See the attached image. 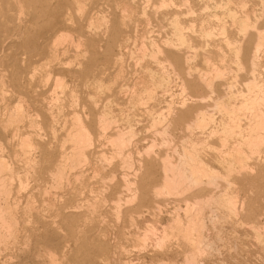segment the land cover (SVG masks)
Masks as SVG:
<instances>
[{"label": "rangeland", "instance_id": "1", "mask_svg": "<svg viewBox=\"0 0 264 264\" xmlns=\"http://www.w3.org/2000/svg\"><path fill=\"white\" fill-rule=\"evenodd\" d=\"M232 1L0 0V159L6 165L0 169L5 194L0 191V264H264V193L251 200L256 184L242 188L234 181L244 174L256 176L264 145L260 154L246 155L245 169L235 166L229 184L217 167V182L207 188L156 192L162 185L160 160L178 158L170 145L178 140L179 147L197 132L171 126L166 133V126L155 127L152 117L167 115L172 107V121L192 109L219 119L214 106L232 91L246 93L253 79L264 90V42L256 52L254 29L264 32V0H235L238 6ZM241 2L251 24L247 31L224 18L227 3L244 12ZM187 8L194 12L186 13ZM175 23L187 44L174 36ZM160 71L169 84L157 87L154 100L143 90L151 85V73ZM245 113L242 125L248 123ZM126 118L133 119L129 134ZM103 119L109 123L101 125ZM79 126L88 137L84 148L78 146L80 152L72 135ZM117 131L126 140L121 150L112 142ZM24 139L37 145L27 149ZM210 152L204 157L219 155ZM148 173L143 190L140 182ZM224 189L232 195V206L221 200ZM251 204L255 211L249 216Z\"/></svg>", "mask_w": 264, "mask_h": 264}, {"label": "bare ground", "instance_id": "2", "mask_svg": "<svg viewBox=\"0 0 264 264\" xmlns=\"http://www.w3.org/2000/svg\"><path fill=\"white\" fill-rule=\"evenodd\" d=\"M75 1V0H74ZM150 1V0H149ZM164 1V0H163ZM230 1H232V0H228V2H230ZM239 1H241V0H239ZM234 4H236V2H235V0L234 1H232ZM263 2V1H262ZM261 3V2H260ZM165 4V3H164ZM183 4V3H182ZM186 4V3H185ZM228 4V3H227ZM226 4V6H227V9H225L226 11H224V18H225V16L227 17V18H229L230 19V21L232 20V22L233 23H238L237 25H239V30L241 29V31L242 30H244L245 31V29H246V31H247V27H249V26H251V24H250V22H249V18L247 17V15L246 14H244V13H246V10H245V4H242V2H241V8H242V10L244 11V12H241L242 14H243V16H241L242 14L241 13H237V11H234V8H233V10H231V8L232 7H230V8H228V5ZM83 5V4H82ZM160 5V4H159ZM237 5V4H236ZM73 6H75V5H73ZM81 6V5H80ZM84 6V5H83ZM184 6V5H183ZM223 6V5H222ZM238 6V5H237ZM132 7V6H131ZM159 7V6H158ZM186 7V6H185ZM81 8V7H80ZM79 8V9H80ZM189 8V7H188ZM187 8V9H188ZM205 8V7H204ZM261 8H262V6H261ZM192 9V8H191ZM191 9H188V11H186V13H190V15L194 12V11H191ZM210 9V8H209ZM75 11V10H74ZM80 11V10H79ZM203 11H204V9H203ZM263 10H261L260 12H262ZM145 12V11H144ZM155 12V11H154ZM240 12V11H239ZM74 13H76V12H74ZM185 13V14H186ZM225 13H226V15H225ZM67 14V13H66ZM130 14V13H129ZM184 14V13H183ZM223 14V13H222ZM215 15V14H214ZM154 16V15H153ZM156 16V15H155ZM221 16V15H220ZM254 17V16H253ZM260 17V16H259ZM262 17V16H261ZM63 18V17H62ZM148 18V17H147ZM203 18V17H202ZM98 19V18H97ZM103 19V18H102ZM101 19V20H102ZM106 19V18H105ZM200 19V18H199ZM223 19V18H222ZM260 19V18H259ZM147 20V19H146ZM204 20V18L202 19V21ZM207 20V19H206ZM217 20V19H216ZM256 20V19H255ZM211 21V20H210ZM213 21V20H212ZM222 21V20H221ZM92 22V21H91ZM192 22H193V20H191V24H192ZM214 22V21H213ZM65 23H66V21H65ZM96 23V22H95ZM174 23V22H173ZM178 23V22H177ZM177 23H175V25H174V36L176 37V39L179 41V43H186V40H185V36H184V34H183V28H181L179 25H177ZM202 23V22H201ZM256 23V22H255ZM91 25V24H90ZM93 25V24H92ZM95 25V24H94ZM93 25V26H94ZM253 26V25H252ZM99 27V26H98ZM253 27H255V26H253ZM100 28V27H99ZM107 29V28H106ZM221 29V28H220ZM255 29V34H256V40H257V45H256V47H255V51L257 52V51H259V49H260V47H263V46H261L262 45V43L264 42V32L263 31H261V29H258V27H255L254 28ZM253 29V30H254ZM264 29V28H263ZM95 30V29H94ZM99 30V29H98ZM223 32H225V30H224V28H222L221 29ZM238 30V29H237ZM93 31V30H92ZM88 32V31H87ZM96 33V32H95ZM208 33V32H207ZM206 34V33H205ZM211 34V33H210ZM88 35V34H87ZM212 35V34H211ZM98 36H100V35H98ZM122 36V35H121ZM129 36V35H128ZM199 36H201V35H199ZM208 36V35H207ZM214 36V35H213ZM255 36V35H254ZM201 38V37H200ZM136 39V38H135ZM133 40V39H132ZM149 40V39H148ZM134 42V41H133ZM171 42V41H170ZM188 43V42H187ZM186 43V44H187ZM241 43V42H240ZM155 44V43H154ZM158 44V43H157ZM132 45V44H131ZM134 45V44H133ZM164 45V44H163ZM167 45V44H166ZM181 45V44H180ZM228 45V44H227ZM263 45H264V43H263ZM143 46H144V44H143ZM157 46V45H156ZM186 46V45H185ZM201 46V45H200ZM49 47V46H48ZM134 47H135V45H134ZM86 48V47H85ZM141 48H142V46H141ZM143 48H145V46L143 47ZM52 49V48H51ZM87 49V48H86ZM117 49V48H116ZM139 49H140V47H139ZM138 49V50H139ZM159 49V48H158ZM176 49H178L177 47H176ZM240 49V48H239ZM54 50V49H53ZM161 50V49H160ZM189 50V49H188ZM23 51V50H22ZM84 52V51H83ZM110 52V51H109ZM241 52V51H240ZM127 53H129V52H127ZM131 53V52H130ZM142 53H143V51H142ZM235 53V52H234ZM237 54H238V52H236ZM50 54V53H49ZM48 54V55H49ZM144 54V53H143ZM142 54V55H143ZM154 54H156V53H154ZM184 55L186 54V52H184L183 53ZM204 54H205V52H204ZM258 54V53H257ZM57 56V55H56ZM84 56V55H83ZM128 56V55H127ZM130 56V55H129ZM135 56H136V54H135ZM148 56H150V55H148ZM154 56H156V55H154ZM210 56V55H209ZM253 56L255 57V55L253 54ZM32 57H37V54H35V55H30L29 56V59L30 60H32ZM50 58H51V56H49ZM59 57V56H58ZM74 57V56H73ZM78 57V56H77ZM118 56H116V58H117ZM126 57V56H125ZM152 57V56H151ZM157 57V56H156ZM155 57V58H156ZM48 58V57H47ZM140 58V57H139ZM185 58V57H184ZM205 58H207V57H205ZM253 57L251 56V59H252ZM112 59H113V57H112ZM115 59V58H114ZM136 59H137V57H136ZM188 59V58H187ZM255 59V58H254ZM39 60H41V59H39ZM125 60V59H124ZM141 60V59H140ZM155 60V59H154ZM190 60V59H189ZM206 60V59H205ZM253 60V59H252ZM52 61V60H51ZM55 61V60H54ZM132 61V60H131ZM137 61V60H136ZM240 61V60H239ZM43 62V61H42ZM41 62V63H42ZM126 62V61H125ZM148 62V61H147ZM206 62V61H205ZM204 62V63H205ZM213 62V61H212ZM252 62H254V60L252 61ZM52 63V62H51ZM50 63V64H51ZM65 63V62H64ZM81 63V62H80ZM83 63V62H82ZM127 63V62H126ZM69 64V63H68ZM71 64V63H70ZM169 64V63H168ZM208 64V63H207ZM206 64V65H207ZM250 64H251V62H250ZM88 65V64H87ZM137 65V64H136ZM253 65H254V63H253ZM160 66V65H159ZM38 67V66H37ZM42 67H44V66H42ZM86 67V66H85ZM88 67V66H87ZM102 67V66H101ZM132 67V66H131ZM251 67H252V65H251ZM39 68V67H38ZM134 68H135V66H134ZM172 68V67H171ZM218 68V67H217ZM40 69V68H39ZM86 69V68H85ZM88 69V68H87ZM173 69V68H172ZM224 69V68H223ZM252 69V68H251ZM124 70H126V69H124ZM150 70V69H149ZM194 70V69H193ZM253 70H254V68H253ZM86 71V70H85ZM163 71V70H162ZM162 71H160V72H156V73H151V75H150V80L152 81L151 82V85L149 86V88H144V90H143V92L145 93V91H146V93L148 92L149 94H147V96L149 95V97H150V95H151V97H153L154 98V95H155V93H157L156 92V90L158 89L157 87H159V88H166V87H168V79H167V77H166V74L164 73V72H162ZM173 71V70H172ZM188 71V70H187ZM194 71H196V70H194ZM209 71V70H208ZM31 72H34V70L33 71H31ZM37 72V71H36ZM87 72V71H86ZM147 72H148V69H147ZM150 72H151V70H150ZM193 72V71H192ZM200 72V71H199ZM205 72V71H204ZM206 72H207V70H206ZM217 72V75L220 73H218V71H216ZM239 72V71H238ZM138 73V72H137ZM174 73V72H173ZM195 73V72H194ZM237 73V72H236ZM235 73V74H236ZM101 74V73H100ZM123 74V73H122ZM212 74H213V72H212ZM215 74V73H214ZM246 74V73H245ZM12 75V77H13V74H11ZM35 75V74H34ZM204 75H205V73H204ZM216 75V76H217ZM221 75V74H220ZM30 76V75H29ZM33 76V75H32ZM45 76V75H44ZM168 76V75H167ZM206 76V75H205ZM10 77V76H9ZM47 77L49 78V76H46L45 78L47 79ZM57 77V76H56ZM188 77V76H187ZM218 77H219V75H218ZM253 77V76H252ZM14 78V77H13ZM33 78V77H32ZM59 78V77H58ZM127 78V77H126ZM191 78V77H190ZM232 78V77H231ZM248 78V77H247ZM219 79V78H218ZM11 80H12V78H11ZM59 80V79H58ZM61 80V79H60ZM121 80V79H120ZM127 80V79H126ZM201 80V79H200ZM207 80V79H206ZM77 81V80H76ZM122 81V80H121ZM132 81V80H131ZM172 81V80H171ZM229 81V80H228ZM249 81V80H248ZM13 82V81H12ZM48 82V81H47ZM62 81H60V83H61ZM117 82V81H116ZM205 83V81H204V78H203V81L201 80V83ZM208 82H209V79H208ZM213 83H214V81H212ZM85 83V82H84ZM210 83V82H209ZM57 84V83H56ZM99 84V83H98ZM108 84V83H107ZM206 84H207V82H206ZM53 85V84H52ZM61 85H62V83H61ZM101 85V84H100ZM226 85H227V83H226ZM105 86V85H104ZM108 86V85H107ZM185 86V85H184ZM230 86V85H229ZM232 86V85H231ZM246 87H247V90H246V93H243L242 91H236L235 92V90H234V92L232 91H230L231 92V94H230V97H229V99L227 100V101H221L220 99V101H218V102H216V104H215V106L214 107H216V108H218L217 110H219V111H217V112H220L221 113V115H222V117L221 118H219L218 119V117L217 118H215V117H213L212 115H209L208 113H206L207 111H203V112H198V111H195V114H194V112H193V109H192V112H188V111H182V112H180V114L178 113V116H177V113H176V115L175 116H177V118H175L174 119V121H172L173 119V116L174 115H172V113H173V110H171V108L172 107H170V108H168L167 109V115H164L163 113H159V114H157V116L156 117H152V123L155 125V127H156V125H160V123H163L162 125V127H164V125L166 126L165 127V129H164V132H166L167 133V131H168V129L171 127V126H173L175 129V131H176V128L178 129V130H180L181 132H183L182 130H186L187 131V133L190 131V133H191V131H196L197 132V136L196 135H194V138H190V139H185L184 138V135H183V140L184 141H180L181 143H179L180 145H179V147H177L178 145V143L176 144V146H175V142H177V141H175L174 143H173V145H170V146H174V148L172 149L173 151H175V152H177V155H178V158H176L177 159V161L176 160H171L169 157H166V156H163V157H165L163 160L161 159L160 161H161V173H160V176L159 175H157V176H159V178H160V180H161V182H162V185H161V188L160 189H158V190H156V192H157V194H160V193H162V190L163 191H169L170 193L171 192H175L176 191V193H177V190L178 189H181L182 190V188H190V189H194V190H196V189H201L202 187H206L207 185H209L210 186V184H212L215 180H216V178H218V175L220 174L219 173V170H217L218 168L217 167H220V168H222V170L224 171V176H225V179H226V183H230L228 180H227V177H229V176H231V174L235 171L234 169H236L235 168V166L237 167H239V165H240V167H241V169H242V167H243V169H245V167L244 166H241L242 165V163L243 162H245L246 163V161L245 160H247V158L245 159V157H247L246 155L248 154H252V153H254V154H256L257 152H259L260 151V149L262 148V146L264 145V90L257 84L256 85V83L254 82V79H253V81H251V82H249L248 84H246L245 85ZM99 87V86H98ZM106 87V86H105ZM121 87V86H120ZM133 87V86H132ZM144 87H147V86H144ZM59 88V87H58ZM126 88V87H125ZM156 88V89H155ZM180 88V87H179ZM183 88V87H182ZM233 88V87H232ZM57 89V88H56ZM121 89V88H120ZM231 89V88H230ZM105 90V89H104ZM204 90V89H203ZM6 91V90H5ZM56 91V90H55ZM107 91V90H106ZM158 91V90H157ZM163 91H165V90H163ZM229 91V90H228ZM1 92V91H0ZM54 92V91H53ZM70 92V91H69ZM230 92H227V93H230ZM71 93H73V92H71ZM187 94V93H186ZM55 95V94H54ZM128 95V94H127ZM164 95H165V93H164ZM169 95V94H168ZM225 95V94H224ZM147 96H146V99H147ZM171 96V95H170ZM200 96V95H199ZM56 97V96H55ZM59 97H61V96H59ZM89 97V96H88ZM157 97V96H156ZM193 97V96H192ZM201 97V96H200ZM43 98V97H42ZM66 98V97H65ZM72 98V97H71ZM77 98V97H76ZM128 98V97H127ZM130 98V97H129ZM44 99V98H43ZM50 99H52V98H50ZM49 99V100H50ZM79 99V98H78ZM136 99V98H135ZM149 99V98H148ZM222 99V98H221ZM58 100V99H57ZM60 100V99H59ZM106 100V99H105ZM110 100V99H109ZM144 100V99H143ZM154 100H155V98H154ZM211 100V99H210ZM50 101H52V100H50ZM64 101V100H63ZM70 101H73V100H70ZM104 101V100H103ZM102 101V102H103ZM128 101V100H127ZM136 101V100H135ZM141 101V100H140ZM131 102V101H130ZM144 102V101H143ZM147 102H149V101H147ZM74 103V102H73ZM76 103V102H75ZM93 103V102H92ZM95 103V102H94ZM136 103V102H135ZM138 103V102H137ZM238 103V104H237ZM47 104V103H46ZM52 104V103H51ZM104 104V103H103ZM102 104V105H103ZM109 104V103H108ZM110 104H111V102H110ZM114 104V103H113ZM134 104V103H133ZM165 104H166V102H165ZM213 104V103H212ZM17 105V104H16ZM73 105V104H72ZM117 105V104H116ZM144 105H145V103H144ZM176 105V104H175ZM174 105V106H175ZM20 106V105H19ZM53 106V105H52ZM61 106V105H60ZM63 106V105H62ZM77 106V105H76ZM96 106V105H95ZM104 106V105H103ZM135 106V105H134ZM182 106H184V105H182ZM181 106V107H182ZM210 106V105H209ZM263 106V107H262ZM17 107H18V105H17ZM101 107V106H100ZM116 107V106H115ZM188 107V106H187ZM21 108V107H20ZM108 108V107H107ZM110 108V107H109ZM131 108V107H130ZM150 108V107H149ZM159 108V107H158ZM157 108V109H158ZM51 109V108H50ZM60 109V108H59ZM71 109V108H70ZM128 109V108H127ZM126 109V110H127ZM134 109V108H133ZM145 109V108H144ZM152 109V108H151ZM173 109H174V107H173ZM181 109H184V107H182ZM202 109V108H201ZM19 110V109H18ZM21 110V111H20ZM19 111H20V115L21 114H23V112H24V110L23 109H20ZM46 110V109H45ZM69 110V109H68ZM56 111H57V108H56ZM60 111H62V110H60ZM59 111V112H60ZM123 111H125L124 109H123ZM178 111V110H177ZM35 112V111H34ZM120 112H121V109H120ZM146 112V111H145ZM158 112V111H157ZM161 112V111H160ZM176 112V111H175ZM174 112V113H175ZM197 112V113H196ZM245 112H248V115H249V117H246V118H249L248 119V123H246V125L244 124V125H242L241 123H240V116L243 114V113H245ZM36 113V112H35ZM51 113V112H50ZM73 113H75V112H73ZM107 114H108V112H106ZM110 113V112H109ZM11 114V113H10ZM58 114V113H57ZM120 114V113H119ZM121 114H123V113H121ZM129 114V113H128ZM149 114V113H148ZM151 114V113H150ZM149 114V115H150ZM153 114V113H152ZM193 114V115H192ZM246 114V113H245ZM244 114V115H245ZM8 115V114H7ZM13 116H14V114H12ZM37 115V114H36ZM52 115V114H51ZM67 115V114H66ZM74 115V114H73ZM77 115V114H76ZM101 115V114H100ZM125 115V114H124ZM123 115V116H124ZM127 115V114H126ZM125 115V117H127ZM220 115V114H219ZM247 115V114H246ZM18 116V115H17ZM53 116V115H52ZM77 116H79V115H77ZM97 116V115H96ZM120 116V115H119ZM153 116V115H152ZM243 116V115H242ZM241 116V117H242ZM21 117V116H20ZM64 117V116H63ZM67 117V116H66ZM72 117H74V116H72ZM100 117H102V116H100ZM104 117V116H103ZM106 117V116H105ZM110 117V116H109ZM130 116H128L127 118H129ZM143 117V116H142ZM172 117V118H171ZM11 118V117H10ZM15 118V117H14ZM19 118V117H18ZM18 118H16V119H18ZM23 118V117H22ZM98 118V117H97ZM114 118V117H113ZM121 118V117H120ZM119 117H117V119H120ZM126 118V119H127ZM51 119V118H50ZM75 119V118H74ZM73 119V120H74ZM99 119V118H98ZM126 119H125V121H126ZM172 119V120H171ZM19 120V119H18ZM65 120V119H64ZM106 120H107V118H106ZM110 120H112V119H110ZM123 120H124V118H123ZM131 120H133V119H127V124H128V130H127V132H128V134L133 130L132 129V126H133V124L131 123ZM149 120H151V118L149 119ZM241 120H243V119H241ZM246 120V119H245ZM16 121V120H15ZM31 121V120H30ZM79 121H81V120H79ZM83 121V120H82ZM103 121H104V119H103ZM115 120H113V122H114ZM76 122V121H75ZM97 122V121H96ZM102 122V121H101ZM100 121H99V123H101ZM106 122H107V124L109 123L108 121H104L103 123H101V125H104V124H106ZM123 122V121H122ZM5 123V122H4ZM99 123H98V125H99ZM138 123V122H137ZM10 124V123H9ZM13 124H15V123H13ZM36 124V123H35ZM65 124V123H64ZM106 124V125H107ZM149 124V123H148ZM5 125V124H4ZM17 125V124H16ZM58 125V124H57ZM77 125H79V124H77ZM150 125V124H149ZM158 125V126H159ZM12 126V125H11ZM109 126V125H108ZM107 126V127H108ZM152 126V125H151ZM4 127V126H3ZM7 127H8V125H7ZM15 127V126H14ZM13 127V128H14ZM48 127V126H47ZM103 127V126H102ZM106 127V126H105ZM110 127H111V125H110ZM122 127H124V126H122ZM127 127V126H126ZM27 128H30V127H27ZM154 128V127H153ZM161 128V127H160ZM6 129V128H5ZM35 129V128H34ZM63 129V128H62ZM73 129V128H72ZM104 129V128H103ZM109 129V128H108ZM115 129H117V128H115ZM16 130V129H15ZM71 130V129H70ZM107 129H105V131H106ZM161 130H162V128H161ZM13 131H14V129H13ZM120 131V130H119ZM124 131V130H123ZM135 131V130H134ZM156 131V130H155ZM74 132H76V133H74ZM73 133L74 134H72V135H75V138L78 140V143L76 142V140L74 141L76 144H78V145H76V147H75V149H79V148H84V146L83 145H85V143L87 142V140H88V137H87V131L84 129V127L83 126H79L78 128H76V131H74ZM89 132V131H88ZM118 132V131H117ZM121 132V131H120ZM127 132H125V133H127ZM162 132V131H161ZM169 132H170V130H169ZM172 132H174V131H172ZM180 132V133H181ZM13 133V132H12ZM11 133V134H12ZM66 133V132H65ZM115 133V132H114ZM119 133V132H118ZM116 134V139L114 140V141H112V142H114L115 144H116V146H117V148H118V146L120 147V149L118 148V150H121V146H123L124 145V143H125V139L123 138L124 137V132L123 133H119V134ZM159 133V132H158ZM171 134H173V133H171ZM39 135V134H38ZM90 135V134H89ZM102 135H103V133H102ZM114 135V134H113ZM132 135V134H131ZM130 135V136H131ZM193 135V134H192ZM11 136V135H10ZM32 136V135H31ZM67 136V135H66ZM71 136V135H70ZM181 135H179V137H180ZM191 136V135H190ZM196 136V137H195ZM103 137V136H102ZM114 137V136H113ZM127 137V136H126ZM178 137V139H180ZM185 137L187 138L188 136H186L185 135ZM192 137V136H191ZM21 138H22V136H21ZM27 139H28V137H26ZM109 138V137H108ZM108 138H106V139H108ZM182 138V137H181ZM23 139V138H22ZM21 139V140H22ZM27 139H24L23 141H25V142H23L24 144V146L25 147H27V149L28 148H31V147H33L34 146V144H35V146L37 145L36 144V142L35 143H30ZM111 139H112V137H111ZM114 139V138H113ZM130 139V138H129ZM166 139V138H165ZM27 140V141H26ZM182 140V139H181ZM216 141L215 143H214V141ZM62 141V140H61ZM73 141V140H72ZM91 141V140H90ZM134 141V140H133ZM132 141V142H133ZM161 140H159V142H160ZM96 142V141H95ZM110 142V141H109ZM111 142V143H112ZM127 142H128V138H127ZM21 143V142H20ZM69 143H70V141H69ZM110 143V144H111ZM161 143H163V142H161ZM164 144V143H163ZM48 145V144H47ZM63 145V144H62ZM80 145H82V147H80ZM153 145H155V144H153ZM21 146V145H20ZM19 146V147H20ZM34 146V147H35ZM73 146H74V144H73ZM78 146H79V148H78ZM112 146V145H111ZM17 147V146H16ZM157 147V146H156ZM23 148V147H22ZM49 148V147H48ZM134 148V147H133ZM74 149V150H75ZM115 149H116V147H115ZM165 149V148H164ZM169 149V148H168ZM59 150V149H58ZM80 150L81 149H79V152H80ZM114 150V149H113ZM133 150V149H132ZM146 150V149H145ZM22 151V150H21ZM29 151H30V149H29ZM33 151H35V149L33 150ZM82 151V150H81ZM103 151V150H102ZM116 151V150H115ZM209 151H211L210 153H214V154H219V155H215L216 157H214V158H212L214 155H208L207 156V158H206V156L204 157V154L206 153V152H209ZM4 152V151H3ZM72 152H74V151H72ZM114 152V151H113ZM148 152V151H147ZM174 152V153H175ZM82 153V152H81ZM80 153V156L82 155ZM145 153V152H144ZM150 153V152H149ZM165 153H166V151H165ZM212 153V154H213ZM25 154V153H24ZM115 154V153H114ZM117 154V153H116ZM119 154V153H118ZM125 154V153H124ZM170 154V153H169ZM207 154H209V153H207ZM206 154V155H207ZM259 154H260V152H259ZM73 155V154H72ZM78 155H79V153H78ZM100 155V154H99ZM165 155H167V154H165ZM175 155V154H174ZM253 155V154H252ZM16 156V155H15ZM172 156V155H171ZM210 156H211V158H210ZM218 156V157H217ZM162 157V158H163ZM174 157V156H173ZM210 159H209V158ZM1 158V157H0ZM62 158V157H61ZM80 158V157H79ZM84 158V157H83ZM111 158H112V156H111ZM124 158V157H123ZM130 158V157H129ZM169 158V159H168ZM3 159V158H2ZM25 159V158H24ZM36 159V158H35ZM74 159V158H73ZM77 159V158H76ZM116 159V158H115ZM245 159V160H244ZM66 160V159H65ZM78 160V159H77ZM124 160V159H123ZM130 160H131V158H130ZM258 160V159H257ZM29 161V160H28ZM34 161V160H33ZM52 161V160H51ZM67 161V160H66ZM71 161H72V159H71ZM83 161V160H82ZM87 161V160H86ZM26 162H27V160H26ZM61 162V161H60ZM76 162V161H75ZM124 162V161H123ZM71 162H69V164H70ZM78 163H79V161H78ZM248 163V162H247ZM246 163V164H247ZM122 164V163H121ZM250 164V163H249ZM257 164V163H256ZM256 164H255V167H256ZM64 165V164H63ZM75 165V164H74ZM126 165V164H125ZM217 165V166H216ZM244 165V164H243ZM251 165V164H250ZM3 166L5 167L6 165H5V163H4V161L3 160H1L0 159V169L2 170V169H4L3 168ZM62 166V165H61ZM249 165H247V167H248ZM70 167V166H69ZM134 167V166H133ZM6 168V167H5ZM64 168V167H63ZM65 169V168H64ZM63 169V170H64ZM80 169V168H79ZM125 169V168H124ZM142 169H143V167H142ZM238 169V168H237ZM256 169V168H255ZM6 170V169H5ZM234 170V171H233ZM240 170V169H239ZM251 170V169H250ZM257 174H254V175H256V176H254V177H250V176H248V174L247 175H245L244 173V175H243V177L242 178H240V177H238V178H240V180L238 179V178H235L234 179V181L236 182V183H240V185L241 186H243L242 188H244V186L246 187V186H249V184L251 183H253V184H256V190H257V192L254 194L255 196L253 197V198H251V200H257L258 199V197H259V195L260 194H262V193H264V163H260V160H259V163L257 164ZM9 171V170H8ZM150 171V170H149ZM156 171V170H155ZM237 171V170H236ZM244 171V170H243ZM251 171H253V170H251ZM1 172V171H0ZM3 172V171H2ZM1 172V173H2ZM28 172V171H27ZM151 172V171H150ZM232 172V173H231ZM141 173V172H140ZM237 173V172H236ZM255 173V172H254ZM61 174V173H60ZM152 174V173H151ZM1 175V174H0ZM155 175V174H154ZM154 175H153V177H154ZM6 176V175H5ZM60 176V175H59ZM221 176V175H220ZM233 176V175H232ZM231 176V177H232ZM2 178H3V175L1 176ZM0 177V178H1ZM10 177V176H9ZM12 177V176H11ZM78 177V176H77ZM146 178H142V180H141V182H140V184L142 185V189L144 190V187L145 186H148V180H150L151 179V175H150V173H148L146 176H145ZM152 177V178H153ZM223 177V176H222ZM233 177H235V176H233ZM36 178V177H35ZM60 178H61V176H60ZM74 178H75V176H74ZM221 179H223V178H221ZM228 179H230V178H228ZM238 179V180H237ZM232 179H230V181H231ZM3 182L4 181V178L3 179H1L0 180V182ZM1 182V183H2ZM10 181L8 180V183H9ZM55 182V181H54ZM217 181H215V183H216ZM1 183H0V185H1ZM4 183V182H3ZM124 183H125V181H124ZM129 183V182H128ZM132 183V182H131ZM185 183H188L187 185L185 184ZM133 184V183H132ZM152 184V182H150V185ZM161 184V183H160ZM228 184H224V186L225 185H227L228 186V189H230L229 188V185ZM233 184V183H232ZM4 185V184H3ZM2 185V186H3ZM9 185V184H8ZM206 185V186H205ZM128 186V185H127ZM127 186H125V187H127ZM155 186V185H154ZM157 186V185H156ZM159 186V185H158ZM232 186V185H231ZM240 186V187H241ZM1 187V186H0ZM4 187V186H3ZM69 187V186H68ZM139 187V186H138ZM226 187V186H225ZM251 187V186H250ZM253 187H255V186H253ZM2 188V187H1ZM0 188V189H1ZM5 188V187H4ZM151 188V187H150ZM149 188V189H150ZM159 188V187H158ZM207 188V187H206ZM218 188V187H217ZM216 188V189H217ZM146 189H147V187H146ZM189 189V191H191ZM193 189H192V191H193ZM215 189V188H214ZM248 189V188H247ZM6 190V189H5ZM4 190V191H5ZM8 190V189H7ZM152 190V189H151ZM225 191H224V193H222V195H221V200H224L225 201V203L228 205V203L231 205V200H233L232 199V195H231V193L228 191V190H226V189H224ZM243 190V189H242ZM244 190H246V188L244 189ZM2 193H3V191L2 190H0ZM10 191V190H9ZM188 191V192H189ZM191 191V192H192ZM196 191H198V190H196ZM204 191V190H203ZM223 191V190H222ZM6 192V191H5ZM153 192H155V191H153ZM7 193V192H6ZM175 193V194H176ZM183 193V192H182ZM142 194H146V192L145 193H142ZM179 194V193H178ZM190 194V193H189ZM208 194H209V191H208ZM3 195L5 196V194L3 193ZM195 195H197V194H195ZM167 196V195H166ZM162 197V196H161ZM5 198V197H4ZM205 198V197H204ZM235 198V197H234ZM135 199V198H134ZM199 199H201V198H199ZM207 199V198H206ZM218 199H219V197H218ZM6 200V199H5ZM13 200V199H12ZM259 200V199H258ZM201 201V200H200ZM227 201V202H226ZM4 202V201H3ZM153 202V201H152ZM194 203V202H193ZM224 203V202H223ZM260 203V202H259ZM202 204V203H201ZM4 205H5V203H4ZM3 205V206H4ZM7 205V204H6ZM155 205V204H154ZM220 205V204H219ZM222 205V204H221ZM229 205V206H230ZM237 205V204H236ZM15 206V205H14ZM232 206V205H231ZM252 206V207H251ZM78 207H80V205L78 206ZM3 208H5V207H3ZM23 208V207H22ZM254 208H255V206H253L252 204L250 205V207H249V211H248V215L249 216H251V215H253L254 214ZM8 209H9V206H8ZM79 209V208H78ZM240 209V208H239ZM10 210V209H9ZM8 210V211H9ZM236 210V209H235ZM3 211V210H2ZM16 211V210H15ZM177 211V210H176ZM231 211V210H230ZM10 213V212H9ZM66 213V212H65ZM131 213V212H130ZM134 214V213H133ZM168 214V213H167ZM236 215V214H235ZM79 216V215H78ZM255 216V215H254ZM14 217V216H13ZM130 217V216H129ZM192 217V216H191ZM189 218V217H188ZM0 219H2V218H0ZM187 219V218H186ZM3 220V219H2ZM177 221V220H176ZM188 221V220H187ZM4 223L5 221H1V223ZM251 222V221H250ZM253 222V221H252ZM8 223V222H7ZM188 223V222H187ZM15 224H16V222H15ZM197 224V223H196ZM134 225V224H133ZM7 226H9V225H7ZM149 226V225H148ZM190 226V225H189ZM189 226H187V227H189ZM195 226H197V225H195ZM81 227V226H80ZM137 228V227H136ZM164 228V227H163ZM162 228V229H163ZM10 229V228H9ZM71 229V228H70ZM167 229V228H166ZM193 229V228H192ZM17 230V229H16ZM138 230V229H137ZM156 229H154V231H155ZM195 230V229H194ZM73 231V230H72ZM163 231V230H162ZM165 231V230H164ZM163 231V232H164ZM168 231V230H167ZM154 233V232H153ZM190 233V232H189ZM194 233V232H193ZM123 234V233H122ZM1 235V234H0ZM169 235H170V233H169ZM179 235V234H178ZM177 236V235H176ZM180 236V235H179ZM12 237V236H11ZM201 237V236H200ZM256 237H257V234H256ZM2 238V237H1ZM136 238V237H135ZM167 239V238H166ZM177 239V238H176ZM160 240V239H159ZM125 241V240H124ZM137 241V240H136ZM139 241H141V240H139ZM142 243V242H141ZM133 244V243H132ZM159 244H160V242H159ZM196 245V244H195ZM197 246V245H196ZM119 247V246H118ZM137 248V247H136ZM160 250V249H159ZM188 252V251H187ZM195 253V252H194ZM99 255H101V254H99ZM191 255V254H190ZM192 255H194V254H192ZM52 256V255H51ZM54 256V255H53ZM195 256V255H194ZM55 257V256H54ZM187 257H189V256H187ZM190 258H192L191 256H190ZM57 259V258H56ZM100 259V258H99ZM186 259V258H185ZM52 260V257H51V259H50V261ZM189 260V259H188ZM193 260V259H192ZM53 262V261H52ZM125 262V261H124ZM160 263V262H159ZM188 263V262H187ZM160 264H162V262L160 263Z\"/></svg>", "mask_w": 264, "mask_h": 264}]
</instances>
